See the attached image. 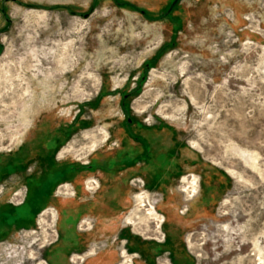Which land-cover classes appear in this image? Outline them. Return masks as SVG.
I'll return each mask as SVG.
<instances>
[{
    "label": "rangeland",
    "instance_id": "rangeland-1",
    "mask_svg": "<svg viewBox=\"0 0 264 264\" xmlns=\"http://www.w3.org/2000/svg\"><path fill=\"white\" fill-rule=\"evenodd\" d=\"M0 264H264V0H0Z\"/></svg>",
    "mask_w": 264,
    "mask_h": 264
},
{
    "label": "flooded vegetation",
    "instance_id": "flooded-vegetation-1",
    "mask_svg": "<svg viewBox=\"0 0 264 264\" xmlns=\"http://www.w3.org/2000/svg\"><path fill=\"white\" fill-rule=\"evenodd\" d=\"M123 116H124V124H126V125H129L132 122H136L137 124L140 123V121L139 120H136L135 118L133 119V121H131V118L129 116H127L125 114H123Z\"/></svg>",
    "mask_w": 264,
    "mask_h": 264
},
{
    "label": "water",
    "instance_id": "water-1",
    "mask_svg": "<svg viewBox=\"0 0 264 264\" xmlns=\"http://www.w3.org/2000/svg\"><path fill=\"white\" fill-rule=\"evenodd\" d=\"M85 14H86V13H85ZM85 14H84V15H85Z\"/></svg>",
    "mask_w": 264,
    "mask_h": 264
}]
</instances>
